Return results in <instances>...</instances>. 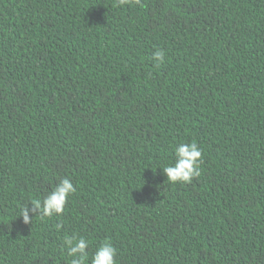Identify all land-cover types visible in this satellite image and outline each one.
I'll return each mask as SVG.
<instances>
[{
  "label": "trees",
  "instance_id": "trees-1",
  "mask_svg": "<svg viewBox=\"0 0 264 264\" xmlns=\"http://www.w3.org/2000/svg\"><path fill=\"white\" fill-rule=\"evenodd\" d=\"M193 142L201 175L167 181ZM72 237L85 264H264V0H0V264H71Z\"/></svg>",
  "mask_w": 264,
  "mask_h": 264
},
{
  "label": "clouds",
  "instance_id": "clouds-1",
  "mask_svg": "<svg viewBox=\"0 0 264 264\" xmlns=\"http://www.w3.org/2000/svg\"><path fill=\"white\" fill-rule=\"evenodd\" d=\"M133 2L139 4L141 0H117L118 6L123 7L131 5ZM153 59L157 66L162 64L165 59L163 50H157L153 53ZM202 151L198 145L193 143H180L175 146V161L172 164L165 165L162 170L171 183H190L196 177L201 175ZM76 188L68 178L61 179L52 190L41 200L33 202L32 207L24 206L21 208L20 217L24 224L31 223L32 215L37 213L43 217H52L64 212L65 205L70 195L75 193ZM31 214V215H30ZM57 229L61 224L56 225ZM68 255L73 257L71 264H85L88 260L89 242L83 237H72L65 241ZM117 252L113 245L105 241L94 252L91 257V264H117Z\"/></svg>",
  "mask_w": 264,
  "mask_h": 264
}]
</instances>
